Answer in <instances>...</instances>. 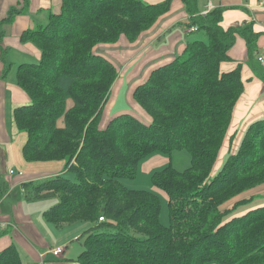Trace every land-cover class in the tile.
I'll return each mask as SVG.
<instances>
[{"label":"trees","instance_id":"1","mask_svg":"<svg viewBox=\"0 0 264 264\" xmlns=\"http://www.w3.org/2000/svg\"><path fill=\"white\" fill-rule=\"evenodd\" d=\"M29 1L0 19V42L2 25L26 12ZM171 1L61 0L47 23L23 33L41 49L39 61L22 63L17 71L30 98L14 110L16 125L27 133L24 158L64 160L75 174L35 182L33 196L58 195L46 211L57 225L91 223L75 259L80 264H264V205L236 213L248 200L241 196L264 185V117L248 125L215 169L244 91L241 64L230 71L220 64L230 58L237 35L246 40L248 57H255L261 32L252 22L225 29L223 7L203 14L198 0H183L189 25L205 29L207 39L189 41L134 88L149 120L124 111L102 122L118 70L94 50L96 44L122 34L135 41ZM182 148L191 154L187 169L169 164L151 177L168 196L165 225L159 195L130 188L123 179L134 178L151 153ZM0 264H22L15 245L0 251Z\"/></svg>","mask_w":264,"mask_h":264},{"label":"crops","instance_id":"2","mask_svg":"<svg viewBox=\"0 0 264 264\" xmlns=\"http://www.w3.org/2000/svg\"><path fill=\"white\" fill-rule=\"evenodd\" d=\"M158 3L163 0H144ZM215 7H223L221 25L227 29L243 21L253 23L255 31L261 32L258 50L253 59L248 57L246 40L236 36L228 53L230 58L221 62L223 71H230L241 64L244 91L238 99L231 125L221 149L215 169L229 151L237 148L248 125L264 117V2L262 0H212ZM208 0H198L197 8L203 12ZM23 0H0V19L7 17L13 6L21 7ZM61 0H30L27 11L18 13L11 22L4 23V34L0 42V251L8 245H15L22 264H80L75 259L83 249L70 253L69 245L83 234L79 229L61 233L70 223L57 225L47 217L46 211L58 202V195L34 197V183L67 174L64 160L28 161L23 155L27 133L15 122L14 110L28 104L30 98L17 82L18 67L22 63L37 62L41 49L30 39L22 38L28 29L47 23L51 12L60 10ZM190 16L183 0H172L170 8L158 17L154 24L142 31L135 41L122 34L115 42L96 44L94 50L110 59L118 70L109 99L103 112V121L113 114L132 111L149 120L148 114L136 102L133 90L147 79L153 68L166 63L182 53L189 36L205 29L189 30ZM195 36V35H194ZM192 39V40H194ZM263 56L260 60L259 57ZM262 74V75H261ZM120 96L130 102L128 109H115ZM68 105L72 100L68 99ZM60 126L64 119L58 120ZM155 156V155H154ZM146 162V163H145ZM143 163L144 168L154 164L153 160ZM28 183V185H25ZM263 190V191H262ZM264 193V185L249 191ZM249 197V196H248ZM43 200L42 202H38ZM91 227L86 221L85 231ZM75 239V240H74ZM63 245L60 256L50 252L54 246ZM83 246V245H82Z\"/></svg>","mask_w":264,"mask_h":264},{"label":"rangeland","instance_id":"3","mask_svg":"<svg viewBox=\"0 0 264 264\" xmlns=\"http://www.w3.org/2000/svg\"><path fill=\"white\" fill-rule=\"evenodd\" d=\"M194 33L195 34H193L192 36H189V40H192L195 37L198 38V37L202 36V34L204 35L205 31L203 30L199 34H196L197 32H194ZM199 39L206 40L207 38L205 36V37L199 38ZM111 90H112V88H111ZM129 103L130 102H126L125 97L120 96L118 101H117L115 109L117 111H118L119 107H120V109L121 108L122 109H128L129 108L128 106H130ZM149 159L153 160L154 164L147 167V168H144L143 163ZM169 164H172L176 169L181 170V171L187 169L191 164L190 152L187 149L182 148V149H174L171 153H166V152H161V151L151 153L150 155H148L147 157L143 158L140 161L139 166H138L137 175L134 178L123 179V183L130 188L148 189V190L156 192L159 195V197L161 199L160 219H161V222L165 225L169 224L168 196L162 189L157 188L153 184L151 177H152L153 172H155L156 170H160ZM67 176L70 178H73L75 176V174H74V172L69 171L67 173ZM248 192H246V194ZM241 197H248V200H247V202L242 203L236 209V213H238V214L244 213V212H246L250 209H253L255 207L264 205V193H261V191L252 192L248 195H244ZM42 201L43 200H39L38 202H42ZM85 223H86V220H83V221L79 220V221L72 222L69 225L64 226L63 228H57L56 229L61 233H64V232L68 233V232H71L73 230L80 228L79 232L80 233L82 232L83 236L79 240L74 239L75 241L70 243L69 248H68L70 253H76L78 247L83 248V246H82L83 240H84L85 235H86L85 233L87 232V230L85 231V229H84ZM208 264H217V263L211 262Z\"/></svg>","mask_w":264,"mask_h":264},{"label":"built area","instance_id":"4","mask_svg":"<svg viewBox=\"0 0 264 264\" xmlns=\"http://www.w3.org/2000/svg\"><path fill=\"white\" fill-rule=\"evenodd\" d=\"M262 2H264V0H262ZM215 6H214V3L212 0H208L207 4H206V8L203 10V14H206L207 12H209L211 9H213ZM197 29V26L196 25H192L190 26L189 30L193 31V30H196ZM260 60L263 59V56H260L259 57ZM104 218L101 216L100 217V220H103ZM64 251V246L63 245H58V246H54L50 249V252L55 255V256H60Z\"/></svg>","mask_w":264,"mask_h":264}]
</instances>
